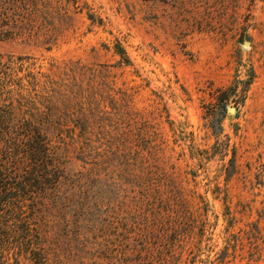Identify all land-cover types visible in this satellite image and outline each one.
Segmentation results:
<instances>
[{"label": "rangeland", "instance_id": "374dc122", "mask_svg": "<svg viewBox=\"0 0 264 264\" xmlns=\"http://www.w3.org/2000/svg\"><path fill=\"white\" fill-rule=\"evenodd\" d=\"M13 1L0 99L61 172L0 264H264V0Z\"/></svg>", "mask_w": 264, "mask_h": 264}, {"label": "trees", "instance_id": "16d2710c", "mask_svg": "<svg viewBox=\"0 0 264 264\" xmlns=\"http://www.w3.org/2000/svg\"><path fill=\"white\" fill-rule=\"evenodd\" d=\"M16 11L15 1L0 0V38L10 37L20 27ZM9 63H0V93L7 95L11 93L5 71ZM6 99H0V245L3 246L16 242L20 233L24 237L30 234L23 208L39 203L42 209L61 172L57 146L51 143L44 124L15 116L11 102L2 104Z\"/></svg>", "mask_w": 264, "mask_h": 264}, {"label": "water", "instance_id": "95a60500", "mask_svg": "<svg viewBox=\"0 0 264 264\" xmlns=\"http://www.w3.org/2000/svg\"><path fill=\"white\" fill-rule=\"evenodd\" d=\"M230 111H231V108H230Z\"/></svg>", "mask_w": 264, "mask_h": 264}]
</instances>
